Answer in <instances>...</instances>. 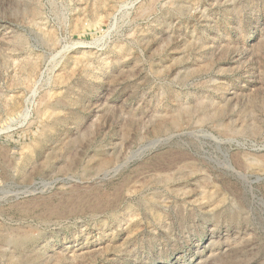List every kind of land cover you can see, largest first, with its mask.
<instances>
[{
    "label": "rangeland",
    "instance_id": "374dc122",
    "mask_svg": "<svg viewBox=\"0 0 264 264\" xmlns=\"http://www.w3.org/2000/svg\"><path fill=\"white\" fill-rule=\"evenodd\" d=\"M26 254L264 264V0H0V264Z\"/></svg>",
    "mask_w": 264,
    "mask_h": 264
},
{
    "label": "bare ground",
    "instance_id": "6f19581e",
    "mask_svg": "<svg viewBox=\"0 0 264 264\" xmlns=\"http://www.w3.org/2000/svg\"><path fill=\"white\" fill-rule=\"evenodd\" d=\"M72 212H75V211H72ZM31 239H33V237ZM8 241H10L11 243L14 244L15 249H17L18 252H21L26 247L25 245H27V243L29 242V236L26 233H24L21 236L16 237V238L11 239V240H8ZM36 258H37V256H35V255L26 254L24 256H21L18 259V263L19 264L32 263L34 261V259H36Z\"/></svg>",
    "mask_w": 264,
    "mask_h": 264
}]
</instances>
